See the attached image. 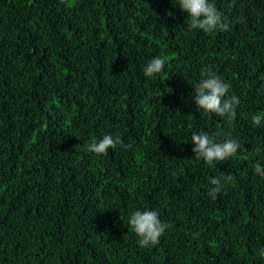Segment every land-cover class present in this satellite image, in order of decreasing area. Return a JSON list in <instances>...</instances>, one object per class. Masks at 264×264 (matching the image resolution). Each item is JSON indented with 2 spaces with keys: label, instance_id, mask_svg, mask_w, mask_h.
Instances as JSON below:
<instances>
[{
  "label": "trees",
  "instance_id": "trees-1",
  "mask_svg": "<svg viewBox=\"0 0 264 264\" xmlns=\"http://www.w3.org/2000/svg\"><path fill=\"white\" fill-rule=\"evenodd\" d=\"M209 2L228 30L189 31L176 0H0V264H264V0ZM207 68L231 127L194 103ZM194 132L240 148L207 164ZM105 134L127 147L89 152ZM137 209L170 225L155 246Z\"/></svg>",
  "mask_w": 264,
  "mask_h": 264
},
{
  "label": "clouds",
  "instance_id": "clouds-1",
  "mask_svg": "<svg viewBox=\"0 0 264 264\" xmlns=\"http://www.w3.org/2000/svg\"><path fill=\"white\" fill-rule=\"evenodd\" d=\"M176 4L187 13L189 31L198 29L205 33H212L229 29V25L223 22L221 12L209 0H176ZM165 64L166 60L162 56L151 58L143 68L144 76L149 78L158 76L163 72ZM193 88L195 105L205 113L211 112L223 118L231 127L236 119V108L240 104V99L235 94L229 95L230 85L224 82L211 68H207L201 72V79ZM251 119L253 126H259L264 117L253 115ZM191 141L194 144L193 153L207 164L227 160L234 156L240 148V143L235 138L214 142L207 133L194 132L191 135ZM118 143L122 147H127L120 137L114 138L110 134H105L98 141L89 143L87 150L96 155H107L108 150L117 148ZM253 152L258 153L260 149H253ZM253 171L264 177V165L259 162L253 166ZM231 181L232 176L230 174L210 178L208 195L212 199H216L224 184ZM128 226L129 230L139 237L138 244L141 247L158 244L162 234L170 227L169 224L160 220L157 211L149 209L133 211L128 218ZM259 255L264 257V248L260 249Z\"/></svg>",
  "mask_w": 264,
  "mask_h": 264
}]
</instances>
